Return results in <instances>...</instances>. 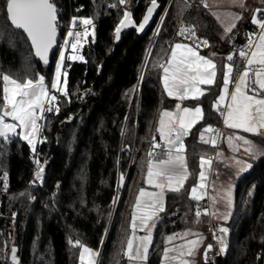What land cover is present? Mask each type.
<instances>
[{"label":"trees","instance_id":"obj_1","mask_svg":"<svg viewBox=\"0 0 264 264\" xmlns=\"http://www.w3.org/2000/svg\"><path fill=\"white\" fill-rule=\"evenodd\" d=\"M54 2L59 42L73 17L91 19L93 36L84 42V61H65L67 95L57 97L58 113H43L35 153L18 135L0 142V264H13L12 247L17 249L19 264H78L80 248L73 246L77 240L97 252L103 248L99 264H121L147 154L152 137L157 139L160 111L174 106L163 91L161 68L154 65L163 63L172 43L183 39L177 36L180 21L192 24L197 37L213 46L220 43L222 32L204 4L157 0L158 10L148 29L142 35L133 28L122 31L114 47L124 12L138 24L151 0H126L123 5L119 0ZM5 4L0 0V74L20 80L43 74L48 81L57 50L50 65L37 61L26 36L9 23ZM167 5L161 31L153 38ZM213 97L211 90L187 104H202L206 117L218 124L219 117L210 108ZM252 138L264 143V138ZM37 158L43 166L40 183L33 177ZM185 212L180 193H167L147 264L160 263L164 237L181 229ZM225 227L226 250L217 255L215 264H264V157L252 161L236 181Z\"/></svg>","mask_w":264,"mask_h":264},{"label":"snow or ice","instance_id":"obj_2","mask_svg":"<svg viewBox=\"0 0 264 264\" xmlns=\"http://www.w3.org/2000/svg\"><path fill=\"white\" fill-rule=\"evenodd\" d=\"M186 2V0H185ZM233 3L236 0H232ZM243 6V0H239ZM121 5L126 3V0H119ZM204 7L208 5L205 0H201ZM116 5H110L115 7ZM158 7L157 0H151V6L147 8V14L143 17V22L139 25V30H142L148 23L153 12ZM5 10L7 18L11 25L16 29H22L27 34L31 41L35 55L40 57L45 64H48L47 52L53 47L56 41V32L58 26V9L54 0H6ZM256 13H261V9H256L252 15L251 23L256 25L258 31H253L247 35V44L238 52L239 57L245 61L244 71L239 73L238 77L233 76L234 71V56L227 55L226 63L218 66L211 58L200 55L201 47L209 46L207 39H201L196 36L192 27L181 26L177 32V36H184L186 39L194 40L192 45L184 43H175L171 46V52L165 63H159L154 66L163 69V84L164 90L169 97H176L183 101L185 99L197 100L205 95L199 85H213L217 82L218 74L222 73V87L220 95L213 102V110L220 112L223 117V123L231 129H240L243 132L253 135H261L264 130V13L257 16ZM219 20L220 15L213 13ZM232 17V23L225 26V36L231 33L236 28V21L241 19V16L234 13H228ZM76 17H73L70 23L69 31L65 37L64 44L71 43L73 50L81 45L80 37L88 36V31L85 29L83 33L75 32L72 29L76 25ZM83 25H91V19H82ZM131 15L128 11L124 12V18L116 28L117 35L121 27L131 23ZM159 34V29H157ZM75 36V41L70 42L68 37ZM179 50V51H178ZM73 61L80 59L83 56L72 55L67 57ZM65 59V52L62 48L59 59L55 66V73L51 81L50 89L46 86L45 77L38 75V79H17L10 74H0V79L3 81V106L0 107V138L9 140L12 136H19L26 140L32 146V151L35 153V140L37 134L41 131L42 126L38 123L43 119L44 112L55 110L57 96L52 94V90L59 91L63 95H67V72L63 73L65 77L63 88L60 87L61 69ZM234 84V89L229 92V85ZM230 96V102L224 103L226 98ZM225 109V111H221ZM203 108L197 105L194 108L182 107L181 104H176V111L161 110L159 114L158 127L156 129L160 136V142H157L156 137H152V144L148 151L147 171L145 176V184L155 190H148L146 187H140L138 194L135 197V203L132 207L130 229L131 235L127 238L126 251L124 255L130 261H136L146 258V254L151 244V228L155 227L156 221L159 219V213L165 210L164 191L167 188L171 191H180L190 173L187 164V159L184 153L186 145L184 139L190 135L191 129L197 122L203 119ZM10 118L13 123H9L5 118ZM167 118V122L165 120ZM19 129L20 131H17ZM211 133V136L207 134ZM222 133L219 129L213 128L212 125H206L199 132V142L211 144L213 148L217 147V138ZM227 141L229 146L234 150H239V147L234 144V141L240 142L244 147L245 153L255 156L257 152L264 154V150L258 148L254 142L244 136L234 135L228 136ZM156 149H161V154L157 155ZM221 154L216 153L219 157ZM38 171L35 173L36 179H41L43 166L39 159H35ZM213 163V158L206 154L199 159L198 183L190 190V198L196 201L204 199L207 195L206 190L208 179L206 169L210 170ZM240 165L239 171L244 172L251 167L250 164L242 160H238ZM6 174L4 177V188L7 189ZM121 181L124 177L121 176ZM176 187H173V185ZM251 195V193H249ZM228 201V206L231 207V190L225 193ZM216 201L213 198V204ZM197 222L199 217L208 215L207 209L196 211ZM215 216L216 213H211ZM230 215V214H229ZM223 219L227 220L228 216ZM139 222V223H138ZM151 222V225L149 224ZM148 230V234L140 238L141 243L137 244L134 249V239L137 229ZM220 233L227 234L228 229L221 227L218 229ZM189 236H196V239H187ZM185 242L180 245L168 247V244L173 243L177 238ZM213 238L221 245L220 251L225 249V240L222 236H216L213 233ZM203 237L199 233L191 230L184 233H174L165 238V247L163 248V256L161 264H193L188 257H194L197 248H199ZM72 244V241H69ZM78 246L80 251L81 264H97L95 257L98 255L93 249L85 246L79 240L73 244ZM143 249V254L141 253ZM212 249L209 244L204 251L205 259L207 252ZM16 249H12L13 264H16L15 258ZM87 256V259H86Z\"/></svg>","mask_w":264,"mask_h":264},{"label":"crops","instance_id":"obj_3","mask_svg":"<svg viewBox=\"0 0 264 264\" xmlns=\"http://www.w3.org/2000/svg\"><path fill=\"white\" fill-rule=\"evenodd\" d=\"M205 2L207 3L208 7L207 8L204 7V8L215 19V21L219 25L222 33L220 36L221 37L220 43L217 46H213L212 44L209 43V46L201 47L198 51H199L200 55H203L205 57H209L210 54L215 53V56H213L211 58L214 60V62L218 66H221V68H222V66L224 64L229 63L226 60V57H227V55L232 54V50L230 48L231 44H232L231 43L232 40L236 41L237 39H246L248 33L253 32V31H258L257 26L253 25L251 23V19H252V15L254 14L256 9H261V13H256L258 17L261 16L262 13H264V0H258L255 3L252 0H249L248 2H244V0H243V6L240 5L239 0H236L235 3H233L230 0H205ZM250 7H251V9L248 11L247 9ZM213 13H218L220 15V19L218 20L216 18V16L213 15ZM228 13H234L236 15H239V16H241V19L236 21V25H237L236 28H234L231 33H228L225 36V31H224L225 26H229L232 23V17L230 15H228ZM223 41H225V42L223 43ZM175 43H184V44L192 45L194 42L183 38V39L175 41L174 43H172V45H174ZM226 44H228L229 47L228 46L225 47ZM170 52H171V48H170V51L168 53V56L170 55ZM168 56L165 58V61L163 63L166 62ZM163 76H164V73H163V69L161 68L160 81H161L163 91L168 98L174 100V106L170 109H164V110H169V111L175 112L176 111V104H181L182 107H189V108H194L197 105H201L203 108V105L200 103H197L195 105H189V104H187V102L199 101L202 98H204V96H206L211 90H213L214 97L211 100L210 108H211V111L213 112L212 115H214L215 117H219L218 124H215V123L211 122V120L208 119V116L206 117L205 111L203 109V113H204L203 119L195 124V126L191 129L190 135H188L184 139V143L186 145V152L184 153V155L186 156V159H187V164H188L190 175H189L188 179L185 181V183H184L183 187L180 189V191H178V192L177 191H171V190H168L167 188L164 191V205H165V197H166L167 193H180L181 202L184 205V207L186 208L185 215L182 217V227L180 230H178L175 233H184L186 231L191 230L192 232L199 233L203 237V241L201 242L199 248H197L195 256L194 257H188V259H190L193 262V264H199L200 253L202 254L203 246H204L205 241H206V235H205L206 223H205V215H203V214L199 217V222H197L195 213L197 210H199L198 203L200 201H196V200L190 198V190L194 186V184L199 182L198 181V173L200 170L199 169L200 157L202 155H205V154L208 157H212L214 154V151H213L214 148L212 147L211 144H204V143L199 142V132L206 125L210 124L213 126V128H215L221 122L222 127H223V136H224V132L226 135V137L224 139L225 141H226L228 135L231 136V135L239 134V135L247 136V137H251V138H252V136H257V135H253L250 133L243 132L240 129H231V128L226 127L223 123V117L220 114V112L213 110V107H212L213 102L220 95V89L222 87V73L218 74L217 82L215 84H213V85H199V87L205 91L204 96L200 97L197 100L185 99L183 101L179 100L176 97H169L167 95V93L164 90ZM233 89H234V85L233 86L229 85V92H231ZM229 102H230V96L226 98L224 103L226 104ZM221 111H225V109H221ZM165 120L167 122V118H165ZM157 127H158V123H157ZM263 133H264V130L261 131V134H263ZM207 135L211 136L212 134L209 133ZM157 138L160 139L159 133H157ZM220 146H221V144H220ZM211 168H212V166H211ZM146 171H147V169H146ZM206 171H207V175H208V179L206 181L207 188H206V190L198 189V192L206 191L207 195L204 198L208 199L209 215H210L211 220L216 225H218V227H220V228L225 227L224 224L228 221V219L230 218V215H231V213H230L231 207L229 208V206H228V209H226V210L225 209L223 210V207H218V204L222 205V200L225 198V194L223 193V190L221 189L220 186H215L214 188H212L213 170L211 171V169L210 170L206 169ZM145 176H146V173H145ZM145 176H144V181H145ZM144 181H143V187L148 188V190L158 191L157 189H152V188H150V186H147ZM173 187H176V185L174 184ZM213 198L216 201L215 204H213ZM192 203H196L194 206V209L192 207ZM164 211L158 214L159 219L156 221L155 227L151 228V242H152V238H153L155 228H156L157 224L159 223V221L162 219ZM200 211L203 213V210H200ZM211 213H216V215L213 216V215H211ZM224 216H228V219L227 220L223 219ZM149 224L151 225V222H149ZM147 234H148L147 229H145V230H140L139 228L137 229V231L135 233V239H134V249H135V246L137 244L141 243L140 238L144 237ZM172 234H174V233H172ZM172 234H169V235H172ZM129 235H131V229H130ZM167 236L164 237L163 248L165 247V238ZM196 238H197L196 236L187 237V239H196ZM224 240H225V249H224V251H225L226 250V243H227L226 237ZM184 242H185L184 240H182L178 237L175 241H173V243L168 244L167 246L171 248L174 245H180V244H183ZM126 246H127V241H126L125 247L123 248L124 249L123 253H124V251H126ZM150 246H151V244L149 245V249H148V252L146 254V258H143V255H142L141 259L136 260V261H130L123 254V260H122L121 264H147L148 259H149ZM220 248H221V245H219V247H218V254H223L224 251L221 252ZM141 253L143 254V249H141ZM162 256H163V249H162L161 258H162ZM161 258H160L159 264H161Z\"/></svg>","mask_w":264,"mask_h":264},{"label":"rangeland","instance_id":"obj_4","mask_svg":"<svg viewBox=\"0 0 264 264\" xmlns=\"http://www.w3.org/2000/svg\"><path fill=\"white\" fill-rule=\"evenodd\" d=\"M232 1V0H230ZM249 0H244V2H248ZM254 1V3L258 0H252ZM252 5V4H251ZM168 8V7H167ZM166 9V7L164 8V10ZM247 9V8H246ZM251 9L248 8L247 10L249 11ZM163 10V11H164ZM169 10V8H168ZM163 11L162 13L160 14L159 18L162 16L163 14ZM165 12V11H164ZM77 18V17H76ZM159 18L156 22V25H155V28H154V31H153V34L156 30V27H157V23L159 21ZM82 19H85V18H77L76 19V22H81ZM82 23V22H81ZM88 26V25H86ZM70 27V26H69ZM91 27V25H90ZM69 31V29H68ZM68 31L64 34V36L62 37L61 41L59 42L58 44V48H57V51L54 55V60H53V68H52V73H51V76L49 78V80L47 81V79L45 78V83H46V86L50 89V86H51V81L53 79V76H54V73H55V66H56V63H57V60L59 59V56H60V52L63 48L64 52H65V59L63 61V64H62V69H61V77H60V87L63 88V82H64V79L65 77L63 76V73L67 70L65 69V61H70V62H82L84 61L83 60H80V59H77L75 61L71 60V59H68L67 57L69 56H72V55H76V56H83L82 54V48H83V45H84V42L86 40V38L90 35V36H93V29L91 30H87L88 31V36L87 37H84L83 35L80 37V41H81V45H78L77 49L73 50L72 47H71V43H69L68 45H65L64 44V40H65V37L67 36V33ZM70 37H68L69 39ZM154 38V37H153ZM155 43V42H154ZM153 47V46H152ZM151 47V48H152ZM151 50V49H150ZM84 57V56H83ZM147 64V63H146ZM145 70V69H144ZM39 75H43V74H39ZM44 76V75H43ZM45 77V76H44ZM35 79H38V76L35 78ZM52 94L53 95H56L57 97L59 95H63L61 94V92L59 91H55V90H52ZM56 103V102H55ZM7 122L9 123H13V121H11L10 118H5ZM42 120V119H41ZM41 120L38 121V123L40 124ZM17 131H20L19 129H17ZM236 135H239V134H236ZM229 136V135H228ZM227 136V137H228ZM231 136H234V135H231ZM242 136V135H240ZM226 135H225V132H224V139H225ZM250 140H252L254 142V144L264 150V143L260 142L259 140H255L251 137H247V136H244ZM259 137L261 138H264V133L259 135ZM23 140V139H22ZM25 141L28 145L29 143L26 141V140H23ZM40 139H39V133L37 134V137H36V140H35V150H36V147H37V144L39 143ZM234 144H236L238 147H239V150H234L232 147L229 146V143L226 139V141H222L221 142V146L218 147L216 150L215 148L213 149L214 151V154L212 156L213 158V163H212V168H211V171L213 170V184H212V188H214L215 186H220L221 189L223 190V193L225 194L228 190H229V187H230V190H231V200H232V204H231V212L232 213V209H233V202H234V188H235V183L236 181L238 180L239 177H241L244 173H246L250 168H248L246 171L244 172H240L239 171V168H240V165L237 164V161L238 160H242L244 161L245 163H248L251 165V162L252 161H256L262 157H264V154H261V152H257L255 156L253 155H250L248 153H245L244 151V147L241 145L240 142H237V141H234ZM30 147V150L32 151V146L29 145ZM33 152V151H32ZM219 152L221 155L219 157H216V153ZM38 171V168L36 167L35 170H34V182L35 183H40L42 178H43V172L41 173V179H36L35 177V173ZM118 198L119 196L117 197L116 201H115V204H117V201H118ZM221 202V201H220ZM116 206V205H115ZM218 207H223V210L225 209H228V201H227V198L225 197L223 200H222V205L218 204ZM230 208V207H229ZM231 217V215H230ZM196 219H198L196 217ZM230 219V218H229ZM228 219V221H229ZM227 221V222H228ZM225 225V224H224ZM218 226V225H217ZM206 235V241H205V244L203 246V251L206 247V243H207V240H208V236L207 234L205 233ZM91 248V247H89ZM92 249V248H91ZM94 250V249H93ZM124 250V249H123ZM80 251L81 249L79 250V257H80ZM95 251V250H94ZM203 251H202V254L200 253V261H199V264L201 263V258H202V255H203ZM97 252V251H95ZM98 253V252H97ZM18 256V255H17ZM78 257V264H81V261H80V258ZM101 258V257H100ZM100 258L98 259V255L95 257V260L97 262V264H99V260ZM86 259H87V256H86Z\"/></svg>","mask_w":264,"mask_h":264},{"label":"built area","instance_id":"obj_5","mask_svg":"<svg viewBox=\"0 0 264 264\" xmlns=\"http://www.w3.org/2000/svg\"><path fill=\"white\" fill-rule=\"evenodd\" d=\"M192 4H195V5H199V6H203V3H201V0H193ZM169 8V5L166 6V9L163 11V14L162 16L159 18V21H158V25L156 27V30L154 32V38L158 37L159 34H157V29H159V33L161 31V28H162V25L164 23V20H165V17L167 15V12H168V8ZM181 26H185V27H192L193 30L195 31L196 33V30L194 28V26L192 24H185L183 21H180V28ZM90 25L86 26V25H83L81 22H76V25L75 27L72 29L73 33L75 32H81L83 33L85 31V29L87 30H90ZM179 28V30H180ZM69 29V28H68ZM197 36V34H196ZM182 38L186 39L184 36H181ZM189 40V39H187ZM69 41L70 42H74L75 41V36L73 35L72 37L69 38ZM189 41H192L194 42V40H189ZM232 42H234V45H233V48H232V55L234 56V61L232 63H234L235 67H234V71H233V76L234 77H238L239 73L243 72L244 70V64H245V61H243L239 55H238V52L241 48H243L246 44H247V39H245V41L240 44V43H235L234 40H232ZM234 84H230V86H233ZM216 129H219V131L222 133V135L220 137L217 138V144L218 146L215 147V150L220 146L221 142L224 140V136H223V127H222V124L220 122V124L218 126L215 127ZM151 147V145H150ZM150 149V148H149ZM156 153L157 155H160L161 154V149H156ZM147 159H148V155H147ZM198 208L199 210H204V209H207L208 212H209V205H208V199L207 198H204L202 200H200V202L198 203ZM205 223H206V227H205V233L207 234L208 236V240H207V243H206V247L205 249L207 248V246L209 244L212 245V249L210 251L207 252V258L205 259V255H204V251H203V255H202V258H201V263L200 264H215V259L218 255V247H219V243L217 242L216 239L213 238V233L216 234V236H222L226 237L225 234L223 233H220L218 231V229L220 227H218L210 218V215H205Z\"/></svg>","mask_w":264,"mask_h":264},{"label":"water","instance_id":"obj_6","mask_svg":"<svg viewBox=\"0 0 264 264\" xmlns=\"http://www.w3.org/2000/svg\"><path fill=\"white\" fill-rule=\"evenodd\" d=\"M150 6H151V4H150L148 7H150ZM148 7H147V8H148ZM157 10H158V7H157L156 10L153 12V14H152L151 18L149 19L148 23L145 25V27H144L142 30H139V25L143 22V18L141 19V21H140L138 24H136V23L131 19V21H132L131 23L127 24V26H125V27H121V30H120V32H119L118 35H117L116 31H115V36H114V47L118 44V42H119V40H120V34H121V32L124 31V30H126V29H128V28H133V29H135V31H136V33H137L138 35H142V34L148 29V27L151 25V23H152V21H153V19H154V17H155V14L157 13ZM146 14H147V9L145 10V13H144L143 17H144ZM8 21H9V20H8ZM9 23L11 24L10 21H9ZM11 26H12V25H11ZM12 27H13L15 30H17V31H19V32H21V33H23V34L26 36V38H27V40H28V42H29V44H30V47H31V49H32V52H33V56H34V58H35L37 61H39L43 66H48V65H50L51 60H52V56H53L54 52L57 50V48H58V44H59V40H60V32H59L58 27H57V32H56V41H55V44H54L53 47H52L51 49H49L48 52H47V58H48V61H49L48 64H45V63L43 62V60L40 59V57H38V56L35 55V51H34V49L32 48L31 41L28 39L27 34L24 33L22 29H16L14 26H12ZM2 140H3V138H0V142H1ZM157 141L160 142V139L157 138ZM13 248L16 249V247H12V249H13ZM12 249H11V252H10L9 259H10V262L13 263V260H12V255H13V253H12ZM102 251H103V248H101L100 251L98 252V259L101 257V255H102ZM15 258H16V264H19L20 259H19V257L17 256V249H16V252H15ZM98 262H99V261H98Z\"/></svg>","mask_w":264,"mask_h":264}]
</instances>
